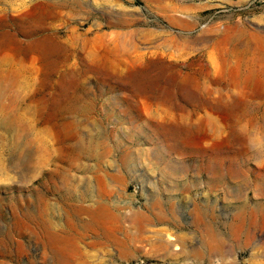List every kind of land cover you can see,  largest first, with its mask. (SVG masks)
Masks as SVG:
<instances>
[{"label": "rangeland", "instance_id": "rangeland-1", "mask_svg": "<svg viewBox=\"0 0 264 264\" xmlns=\"http://www.w3.org/2000/svg\"><path fill=\"white\" fill-rule=\"evenodd\" d=\"M9 2L0 90L31 130L19 161L0 125V264H264V0Z\"/></svg>", "mask_w": 264, "mask_h": 264}, {"label": "bare ground", "instance_id": "bare-ground-1", "mask_svg": "<svg viewBox=\"0 0 264 264\" xmlns=\"http://www.w3.org/2000/svg\"><path fill=\"white\" fill-rule=\"evenodd\" d=\"M9 1L8 0H0V2L4 3V4L5 3L9 4L10 3ZM33 14H35V13H33ZM33 14H31V15H33ZM28 15H29V13H28ZM41 16L42 15L39 14L37 16L31 17V19H32V21H34L36 19H39V17H41ZM41 19H42V17H41ZM45 20H46V18H45ZM49 47H51V49H52L54 47V45L53 44H49ZM151 81L152 80H151L150 77H148V78L142 77V78H139L138 80H136V82L133 84V88H135L136 92H138L136 94H140L139 91L140 92L143 91V93L148 92L152 87H154L153 85H151ZM148 83H150V84L148 85ZM174 87L176 88L175 92H172V91H170L168 89L164 90V93L161 96H159V97H161L160 100L162 99L163 102L169 103V105H171L170 102H171L172 98L173 97L175 98V94H178V92H181L186 97V99H188V100H191V101L195 100V97L197 96V94H196L197 92L195 93V92H192V91H189V90H184L182 87H179V86H174ZM5 92H6L5 90H3V91L0 90V113L3 114V115H6L7 117L5 116L4 119L0 120V125H3L4 127L9 128V129H11L13 127H16V137L10 144L8 142L7 145L9 146V149L11 147L13 149H15L16 157H18V160L20 161V159H19V158H21L20 151L17 153V150H19L20 145H28L30 143V140H28V138L26 137L27 136L26 134L30 132L31 127H30L29 124L26 123V119H24L22 114L19 112V109H20L19 105H18L19 102L17 101L16 98H14V97L10 98L9 97L10 100L7 103L4 102V98L6 96ZM162 92H163V90H162ZM184 96H182V97L184 98ZM160 102H162V101H160ZM203 104H204V102H203ZM195 105H196V102H195ZM158 106H159V104H158ZM172 106H174V105H172ZM171 109H172L171 107L167 108L166 105H164V107L162 108L161 111H162V113L168 114V113H170ZM83 196L87 197V194H84ZM159 205L160 204L158 202H156L155 206H159ZM110 209H111L110 205L103 198H101L98 201H96L95 207H92L91 205H88V206H86V205L85 206H77L76 211L74 212V214H76L77 218H79L80 214H82V213L88 215V220L83 221L82 224H81V227H83V228H86V227L90 228L91 227L93 229V228H96V226H98V224H99L98 220H99L100 217H102L104 211H109ZM139 217L136 218V216H135V218L133 220V223L137 222L138 225H139L136 234H132L130 232V230L127 229V228H120L118 230H109L108 232H105V231H102V230L101 231L98 230L99 231L98 232L99 237H98V239L96 241H93L91 243V245L95 246V247H98V246L107 245V243H112V244H115L117 246L124 247L130 241H132L133 239H135L137 237L138 238L139 237L143 238L144 237V236L142 237V234L144 233L143 225L148 221V218L146 216L140 217V218ZM157 219L162 221L164 218L160 216ZM159 220H157V221H159ZM160 247H162V244L160 245ZM77 251L81 252V249L79 248V250H77ZM81 258H82V256H81ZM82 262H84V261L82 260Z\"/></svg>", "mask_w": 264, "mask_h": 264}]
</instances>
